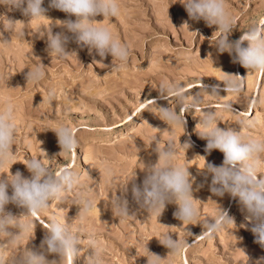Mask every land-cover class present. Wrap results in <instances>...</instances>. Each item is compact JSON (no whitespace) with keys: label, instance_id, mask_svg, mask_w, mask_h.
<instances>
[{"label":"rangeland","instance_id":"rangeland-1","mask_svg":"<svg viewBox=\"0 0 264 264\" xmlns=\"http://www.w3.org/2000/svg\"><path fill=\"white\" fill-rule=\"evenodd\" d=\"M183 2L118 0V16L95 18L94 26L108 28L130 50L129 59L120 70L115 67L120 61L111 55L101 59L74 38L66 48L70 55H49L47 32L66 31L60 21L76 19L50 8V0H44L42 5L47 9V18L30 19L21 10L0 4V39L11 41L7 45L0 43V109L10 101L16 124L13 159L0 168V175L10 176L19 170L30 177L25 164L39 158L53 171L69 168L78 172L82 190L96 205L81 222L77 216L79 206L72 205L75 197L68 193L63 202L50 201L45 211L33 217L21 216V222H33V230L17 248L39 250L55 216L80 231L81 251L74 264H85L91 254L89 234H95L103 246L104 264H147L146 247L165 258L163 264H264V246L256 242L238 198L211 193V175L203 170L205 160L220 166L224 157L219 150L205 152L207 141L200 138L196 128L200 109L210 107L217 112L219 127L240 128L242 135L264 140V71L247 72L233 63L228 53H218L214 44L221 33L217 27L208 26L203 19H190ZM226 9L234 21L230 40L239 39L253 24L264 27V0H226ZM8 20L16 21L11 31ZM41 63L45 66V78L39 83H27L28 71ZM224 73L245 76L241 93L222 90L220 80ZM164 84H179L186 93L200 91L204 97L198 109L180 113L185 116V130L169 128L158 117L157 107L176 108L175 97L160 98L159 89ZM201 85L209 86V91L211 86L220 85V97L209 99ZM53 90L55 98L49 103L48 93ZM224 104H231L234 110L225 111ZM242 119L255 120L256 127L241 128ZM60 125L72 129L78 141V148L70 154L60 152L53 131ZM153 136L160 138V147L174 140L175 163L189 168L198 211L193 225L175 218L174 203L167 204L158 217L140 209L132 198L131 184H142L144 166L158 161ZM189 140L191 147L186 150L181 144ZM257 174L264 175V163ZM127 183L128 191L124 193L121 188ZM116 192L128 199L133 216L115 215L111 200ZM221 209L234 224H225L211 237L201 238L204 221L215 219ZM6 210L17 216L25 211L12 203ZM166 232L172 233L174 239H187L191 246L179 256H167L169 249L158 240ZM15 251L16 248L0 251V264H9ZM47 258L59 259L54 254Z\"/></svg>","mask_w":264,"mask_h":264},{"label":"clouds","instance_id":"clouds-1","mask_svg":"<svg viewBox=\"0 0 264 264\" xmlns=\"http://www.w3.org/2000/svg\"><path fill=\"white\" fill-rule=\"evenodd\" d=\"M44 0H0V4L19 9L23 15L30 19L46 17L47 9L42 7ZM188 16L192 20L203 19L208 26L215 25L221 33L215 41V47L220 54L228 53L233 63H238L248 71H264V27L253 24L239 39L230 40L233 30V18L226 9V0H184L182 3ZM50 8L59 10L71 18L60 21V26L66 31L53 34L51 29L47 32L46 51L58 58L70 55L66 48L73 38L81 46H87L89 52L93 50L101 57L108 55L120 64L115 65L117 70L123 68L130 56L127 45L114 38L106 27L94 26L93 21L97 16H118L120 6L118 0H50ZM9 21L12 30L16 21ZM187 24V22H185ZM71 34V35H69ZM2 36V34H0ZM11 41L0 39V43L9 44ZM246 42V46H245ZM44 65L30 69L27 73V83H39L45 76ZM223 82V91L239 94L244 89L245 76L227 74L220 80ZM209 99L220 97V85H201ZM161 99L169 96L176 98V108L157 107L159 119L164 121L169 128H184L185 116L180 113L189 109H198L204 103L200 91L195 94L186 93L182 85L164 84L160 87ZM55 98V92L49 91L48 102ZM264 102V101H262ZM225 111H233L231 104H224ZM201 115L196 128L201 139L207 141L205 152L219 150L223 153V162L220 166L206 163L205 174L211 175L210 191L213 195L223 197L226 193L234 199L238 198L241 210L246 214L245 219L251 224V231L256 237V242L264 246V175H258L257 169L264 163V140L242 135L240 128H221L218 126L217 112L213 109H200ZM14 106L9 101L0 109V168L5 167L13 159V143L15 140L16 124L14 122ZM241 128H255L256 121L242 119L239 121ZM157 129V128H156ZM58 138L60 152L70 154L78 148V141L73 130L60 125L53 130ZM155 152L158 161L144 170L146 175L142 184H131V195L140 209L148 214L160 217L169 203L177 205L174 212L176 219L183 224L193 225L198 218V211L194 204L193 178L189 168L175 163L177 147L174 140L170 139L164 147H160V138L153 136ZM181 144V143H180ZM181 146L184 149L191 147L190 140ZM26 167L31 173L25 177L19 170L15 174L0 175V251L16 248L9 260V264H62V261L79 256L82 244L80 231L74 229L71 223L61 222L53 216L48 224L47 231L39 245V250L34 247L17 248L24 236L33 230V222H21L20 217H33L45 211L50 201L63 202L68 193L74 195L72 205L79 206L80 221L91 213L96 205L83 191L80 175L75 170L62 168L53 171L46 167L39 158L29 159ZM134 177L131 181H134ZM128 183L121 188L124 193L128 191ZM11 188V193L9 192ZM80 189V190H77ZM15 204L25 211L17 216L6 210L8 204ZM111 207L115 215L121 218L133 216L130 214L129 201L124 195L117 194L111 200ZM225 224H234L228 213L220 210V214L202 224L201 238L211 237L221 230ZM191 234L190 231H188ZM159 243L169 249V255L179 256L191 243L187 239L173 238L172 233H162ZM91 254L85 264H104V248L95 234H89L87 240ZM148 252L147 264H163L165 258ZM54 254L59 259L49 260L47 256Z\"/></svg>","mask_w":264,"mask_h":264},{"label":"bare ground","instance_id":"bare-ground-1","mask_svg":"<svg viewBox=\"0 0 264 264\" xmlns=\"http://www.w3.org/2000/svg\"><path fill=\"white\" fill-rule=\"evenodd\" d=\"M65 264H74V259H72L71 257L65 258Z\"/></svg>","mask_w":264,"mask_h":264}]
</instances>
